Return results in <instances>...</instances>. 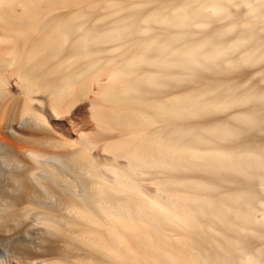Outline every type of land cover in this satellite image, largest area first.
I'll return each mask as SVG.
<instances>
[{"label":"bare ground","instance_id":"1","mask_svg":"<svg viewBox=\"0 0 264 264\" xmlns=\"http://www.w3.org/2000/svg\"><path fill=\"white\" fill-rule=\"evenodd\" d=\"M0 264H264V0H0Z\"/></svg>","mask_w":264,"mask_h":264},{"label":"rangeland","instance_id":"2","mask_svg":"<svg viewBox=\"0 0 264 264\" xmlns=\"http://www.w3.org/2000/svg\"><path fill=\"white\" fill-rule=\"evenodd\" d=\"M256 68H257V66H253V67H251V66H248V68H245V69H246V71H245V72H248V73H250L251 71H254ZM248 69H249V70H248Z\"/></svg>","mask_w":264,"mask_h":264}]
</instances>
